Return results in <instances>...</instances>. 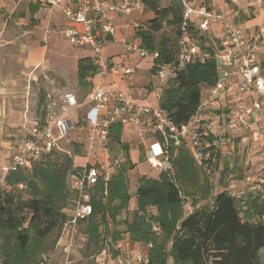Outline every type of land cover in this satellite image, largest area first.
Masks as SVG:
<instances>
[{"label":"trees","instance_id":"16d2710c","mask_svg":"<svg viewBox=\"0 0 264 264\" xmlns=\"http://www.w3.org/2000/svg\"><path fill=\"white\" fill-rule=\"evenodd\" d=\"M162 1L143 0L144 11L153 16L139 22L135 36L143 47L157 54L150 68L152 73L160 68L171 71L161 89L159 107L169 119L183 123L196 111L205 90L218 79L221 39L212 27L202 31L195 20H188L184 25L182 0L166 6ZM187 2L212 10L225 3L236 22L245 18L240 15L243 7L239 8V3L231 0ZM29 7L34 15L38 6L30 4ZM184 43L198 48L194 60L187 63L179 58ZM97 75L94 58H79L77 78L80 86L92 87L88 78ZM215 119L216 115L203 122ZM78 122L77 118L76 124ZM79 131L81 136L85 129ZM122 133L123 125L111 126L109 144L114 145V149L119 147L124 155L109 183L107 195L101 192L102 184L95 188L94 213L85 221L86 257L92 256L95 263L100 264L97 257L108 244L109 237L118 243L125 236L127 239L122 241L125 246L130 241L149 244L148 264H264V199L258 193L238 198L225 189L211 194L213 186L208 180L206 189L198 194V163L189 146L182 147L175 158L176 181L169 173L159 171L155 176L138 178L137 209L131 221H124L126 234L115 229L118 216L128 209L132 199L128 176L137 165L132 161L129 145L122 140ZM201 136L203 151L207 154L200 163L204 166L217 165L224 141L228 146L232 143L231 152L240 149L244 152L245 146L239 136L219 135V143H216L219 137L204 133ZM74 145L84 149V136L75 139ZM58 150L39 154L31 168L11 171L0 182V264H41L50 239L66 220L63 209L74 198L69 181L81 168L74 165L72 156ZM228 166L226 161L222 173L226 174ZM181 188L189 197L198 194L200 200L204 199L203 203L187 213ZM198 198L194 199L195 205L200 202ZM151 208L156 209V213ZM151 222L160 225L159 234L152 231ZM125 246L119 244L115 254L124 252L120 249ZM92 247L96 250L91 251Z\"/></svg>","mask_w":264,"mask_h":264},{"label":"built area","instance_id":"2783aa9c","mask_svg":"<svg viewBox=\"0 0 264 264\" xmlns=\"http://www.w3.org/2000/svg\"><path fill=\"white\" fill-rule=\"evenodd\" d=\"M44 6L59 10L69 22L82 26L78 29L66 25L56 30L57 34L75 46H89L96 56L94 62L98 75L102 78L113 76L127 79L134 68L126 64L130 53L139 57H148L151 62L157 54L151 53L141 45L135 36L139 22L134 21V35H125L121 39L122 51L118 62L104 60L100 55V44L117 41V29L113 22L114 15L130 16L135 12H144L143 0H38ZM184 4V25L188 20H195L202 31H208L212 25L218 26L221 49L218 54L220 72L215 84L203 93L196 111L183 123L169 119L160 107L141 104L129 91L108 89L104 82L97 84L90 94L89 107L84 115L86 126L85 153L86 161L77 174L70 178L74 192L73 205L62 224L61 238L65 239V254L70 255L82 222L94 213L92 198L96 186L103 185L102 194L107 195L109 183L119 167L123 154L109 156L110 131L113 124L123 126L133 123L138 127V135L145 145L146 162L152 169L173 174L174 161L182 147L189 146L196 160L206 157L201 144L202 134L214 137L227 134L239 136L242 143L264 149V65L259 59L263 45L264 28L248 31L238 25L229 15L225 3L217 9H208L204 5ZM239 3V0H231ZM253 5L264 11V0H253ZM198 53L196 45L184 43L179 58L182 62L194 60ZM160 83L166 84L171 71L160 68L155 73ZM230 89L240 96L224 99ZM245 97V98H242ZM68 109H75L81 104L75 94L66 92L62 97ZM232 99V100H231ZM235 101V102H232ZM214 106L225 110L219 115L213 114ZM216 115L214 122L205 123L204 119ZM75 128L70 117L56 116L49 113L43 125L36 122L27 128V137L11 155L10 161L2 168L0 182L11 171L29 169L41 153L59 149L57 141L66 137ZM220 137L216 141L219 143ZM206 146V145H205ZM106 152V158L98 157ZM97 154L96 161L91 160ZM152 231L161 232L158 223L152 222ZM111 241V239L109 240ZM106 244L98 254L100 264H137L146 263L147 253L139 251L113 253ZM149 247V245H148Z\"/></svg>","mask_w":264,"mask_h":264},{"label":"rangeland","instance_id":"374dc122","mask_svg":"<svg viewBox=\"0 0 264 264\" xmlns=\"http://www.w3.org/2000/svg\"><path fill=\"white\" fill-rule=\"evenodd\" d=\"M175 0H163L162 5L166 6ZM30 0H0V175L2 168L8 164L11 155L27 137V128L36 122L43 125L49 113L56 116L70 117L75 122V128L70 133L57 141L60 152L67 153L73 157L74 165L82 167L86 161L85 150L81 147L78 149L74 145L75 139L84 136L86 140V124L84 123V115L89 107L88 95L92 87H82L79 85L77 78V63L79 58L90 56L94 58L95 52L89 46H75L68 40L57 34L58 29L55 14L40 9L36 16L29 11ZM146 11L138 22L149 19ZM56 19V20H55ZM173 35V33H172ZM101 57L108 61L110 56L117 55L122 48V44L117 41H109L100 44ZM152 62L148 57L142 58V72L151 74L147 68H151ZM154 76V75H152ZM149 77V75L147 76ZM148 81V78L147 80ZM147 84L148 89L160 91L162 87L158 83ZM66 92H72L76 95L80 106L71 110L68 109L62 97ZM145 95L148 94L146 89L141 90ZM237 96H240L235 92ZM232 100V99H231ZM236 100V97L233 98ZM235 102V101H232ZM217 107V106H216ZM215 106L212 113L219 115L225 110L217 109ZM77 118L79 122L76 124ZM84 128L85 132L79 135L80 129ZM229 137L231 135H228ZM122 140L130 147L132 161L139 163L129 172L128 182L132 199L128 209L121 212L118 216L119 223L115 227L122 234L126 225L124 221H131L135 210L137 209L136 188L138 178L142 175L155 176L158 173L155 169H150L145 158V145L138 135V127L133 123L123 126ZM222 152L219 155L217 165L209 167L204 166L201 161L198 163V187L201 194L202 189H206L207 180L213 186L212 193L225 189L238 198L246 195L251 191V186L259 184L260 180H264V154L258 152V148H253V154H246L241 149L237 152L230 150V144L222 142ZM58 149V148H57ZM111 149L112 152H111ZM80 150V151H78ZM108 150L109 156L123 154L119 147L110 144ZM106 152H100L98 157L106 158ZM97 154H93L91 160L96 161ZM141 155L144 156L141 160ZM228 161V170L224 174L223 166ZM151 172V173H150ZM172 179L176 181L175 172L170 174ZM179 184V181H178ZM180 186V184H179ZM69 187L71 189L70 181ZM72 190V189H71ZM182 195L185 198V211L188 213L194 207L203 203V200L195 197H189L182 189ZM255 191V190H254ZM199 199L197 205L194 199ZM73 202L69 201L63 212L66 216L72 208ZM156 213V209L151 208ZM86 222H82L78 235L76 237L72 252L70 255L65 254V239L61 238V230L50 239L48 249L42 255L43 262L41 264H96L93 257L85 256L86 249ZM152 226V222H151ZM106 234V232H104ZM159 234V233H158ZM108 242V248L112 251L123 245L125 241ZM118 244V245H117ZM149 244L130 241L128 245L122 247V253L139 251L145 254L149 251ZM92 247L91 251H95ZM264 262V260H263Z\"/></svg>","mask_w":264,"mask_h":264},{"label":"crops","instance_id":"0c3cea01","mask_svg":"<svg viewBox=\"0 0 264 264\" xmlns=\"http://www.w3.org/2000/svg\"><path fill=\"white\" fill-rule=\"evenodd\" d=\"M112 1L119 2L120 0H112ZM30 4H32L33 6L34 5L38 6L37 11L33 15V18H36L35 19L36 22L33 21V23L38 22V18L35 17L37 12L40 9L41 10L44 9V10L50 12L51 15L55 14L57 20L60 17V21H58V22L55 21L58 28H61V27L66 26V25H72V26L77 27L78 29H82V26L80 24L69 22L67 20V18L59 10H57L55 8L51 9L47 6H44L41 3H39L38 0H30ZM225 6L228 8L227 4H225ZM241 7H243L244 12L240 15L244 16L245 18L239 22H236L238 25H241L242 27H244L248 31H258V30L264 28V11L260 7L253 5V0H239V8H241ZM29 11L31 13L30 7H29ZM144 13H145V11L143 13L135 12L130 16H120V15H114L113 16V22L116 25V29H117V34H116L117 38H118L117 42L121 43V39L125 35H130V36L134 35V30H133L131 25L134 21H137L138 19L142 18ZM146 15L152 17L153 13L146 11ZM212 28L215 31H218L217 30L218 26L212 25ZM218 33H219V31H218ZM122 49H123V47L120 49V52L117 55H115V57L110 56L109 60H112L114 62H118V55L121 53ZM259 59L262 62V64L264 65V39H263V45L260 48ZM126 64L129 66H132L134 68L133 74L130 75L129 77H127V79L115 78L113 76H107V77L102 78L99 75L94 76V77H89L88 80L90 82H92L91 92L93 91L94 87L97 84L104 82L108 89H121V90L129 91L130 93H132L134 95L135 100L141 104L149 105L152 107H159V96H160L161 90L155 91V95H153L154 91L148 89L147 84L151 85L153 88V85H155V83H158L160 87H163L164 83L162 84L158 81L156 75L151 72L150 68H147L149 73L151 72V74H148L149 77H147L148 76L147 74L142 72V69H143L141 67L142 58L139 57L138 53H130L128 55L127 60H126ZM152 75H154V76H152ZM147 78H148V81H146ZM144 89H146L148 91L147 95H145L143 92H141V90H144ZM91 92L88 95V100H89ZM235 92L236 91L234 89H230L228 94L223 96V100L229 99V97H231V96L237 97ZM242 98H245V97H242ZM229 144H230V149H231L232 143H229ZM242 145L245 146L244 151L246 154L249 153V150L251 151L250 154H253V151H254L253 148L254 149L256 148L254 146H251L248 143H242ZM258 149H259L258 152H263V154H264V149L262 147H259ZM263 158H264V156H263ZM134 162L137 163V167H138L139 163L136 161H134ZM149 168L152 169L150 166H149ZM259 180H260L259 184H255V185L251 186V191H249V193H258L261 196V198L264 199V180L263 179H259Z\"/></svg>","mask_w":264,"mask_h":264}]
</instances>
